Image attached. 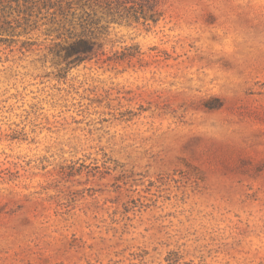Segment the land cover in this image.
<instances>
[{
	"label": "rangeland",
	"instance_id": "rangeland-1",
	"mask_svg": "<svg viewBox=\"0 0 264 264\" xmlns=\"http://www.w3.org/2000/svg\"><path fill=\"white\" fill-rule=\"evenodd\" d=\"M157 10L0 20V264H264V0Z\"/></svg>",
	"mask_w": 264,
	"mask_h": 264
},
{
	"label": "trees",
	"instance_id": "trees-1",
	"mask_svg": "<svg viewBox=\"0 0 264 264\" xmlns=\"http://www.w3.org/2000/svg\"><path fill=\"white\" fill-rule=\"evenodd\" d=\"M54 1L59 3L62 14L65 15L64 18L68 19L69 15H71L73 19L70 22H73L77 18L74 12L71 13L74 2L81 6L89 5L93 7L97 5L104 7L109 15H122V13H127L129 18L134 19H138L139 14H144L145 7H148L151 12V19L154 22L161 15L157 10L160 0H0V20L2 19L8 24L10 23L9 18L14 15L18 17L22 15L31 16L36 9L53 8ZM128 4H131V6L128 7ZM78 20L83 28L82 33L69 45H58L60 50L57 55L65 61H68L69 64L80 63L88 59L97 37L89 28L100 22V19H95L92 17V14L87 12L79 16ZM73 36L69 38H74Z\"/></svg>",
	"mask_w": 264,
	"mask_h": 264
}]
</instances>
